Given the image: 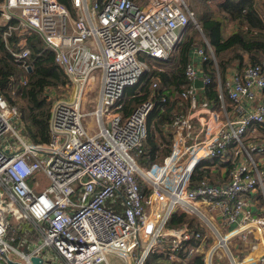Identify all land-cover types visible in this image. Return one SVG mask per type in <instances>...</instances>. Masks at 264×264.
<instances>
[{"label":"built area","instance_id":"2783aa9c","mask_svg":"<svg viewBox=\"0 0 264 264\" xmlns=\"http://www.w3.org/2000/svg\"><path fill=\"white\" fill-rule=\"evenodd\" d=\"M71 4L74 18L57 0L0 4L2 37L13 63L31 70L24 41L13 50L8 38L35 33L54 53L65 88H72L63 98L54 89L45 92L46 144L29 140L19 109L0 94V263L33 264L35 258L40 264H146L158 253L173 264L199 256L204 264H249L242 256L260 246L256 261L264 264V138H257L264 133V62L246 64L223 81L217 76L214 108L204 95L210 82L202 71L207 56L194 47L178 111L166 128L170 152L142 168L137 158L147 118L156 102L163 110L168 100L155 90L153 99L128 116L120 111L122 100L149 71L147 60L168 61L190 26L198 29L193 13L185 0ZM198 80L201 88L195 87ZM24 85L26 75L16 86L10 78L11 94ZM203 161L211 177L192 183ZM39 174L49 182L41 191ZM181 214L196 216L207 231L188 223L169 227ZM216 216L220 228L213 224ZM193 237L198 244L181 258L183 243Z\"/></svg>","mask_w":264,"mask_h":264},{"label":"trees","instance_id":"16d2710c","mask_svg":"<svg viewBox=\"0 0 264 264\" xmlns=\"http://www.w3.org/2000/svg\"><path fill=\"white\" fill-rule=\"evenodd\" d=\"M3 0H0V4ZM66 7L74 16L75 10L71 0H57ZM217 11L221 18L211 16L210 5L206 0H201L203 16H197V23L200 29H190L187 32L185 42L179 46L176 65L169 66L170 58L166 62H160V66H168V71L149 70L145 73L138 86L130 87L126 90L122 100L121 113L128 116L138 105L153 99L151 94L158 91L160 95L167 98L168 103L164 109H160V104L155 103L154 110L149 114L147 126V138L143 147V154L137 158V164L144 168L153 163H160L169 154L172 142V135L166 128L173 120V115L178 111V95L184 84V68L194 47H201L206 56V61L202 64L204 75L210 78V82L204 86V95L211 101L214 108L219 106L216 80L217 76L223 81L227 69L236 67L241 69L244 64L243 56H248L251 64H258L260 58L264 59V16L260 11H264V3L258 5L253 0H215ZM260 7V9H259ZM228 21L237 27V31L224 38L222 35L224 22ZM3 28L0 27V94L7 102L16 106L25 124L26 135L34 144H46L49 141L48 120L50 102L47 100L46 90L65 88L67 79L62 69L54 62V53L46 49L42 39L35 33L28 35L12 34L8 38V47L17 50L19 43L24 41V48L29 50L28 61L31 70L27 73L13 63L10 53L3 40ZM201 34L209 44L202 41ZM148 61V60H147ZM151 66V63L148 62ZM26 75V85L17 88L15 95H12L9 88L10 78L16 86L21 76ZM170 75H175L174 84L169 83ZM177 77V78H176ZM156 84V87H153ZM161 84L163 85L161 87ZM174 89H173V88ZM10 95L14 96L11 97ZM20 102V106H17ZM207 161L201 162L192 175V183L205 176L211 177L208 170L202 168ZM196 218L190 215L181 214L173 216L169 221V227L179 228L188 223L191 228L203 233L196 223ZM198 240L194 237L184 242L179 252L181 258H185L184 250L188 246H196ZM210 244V241H209ZM155 255V254H153ZM149 257L146 264H152L154 256ZM162 255V254H158ZM150 258L152 259L151 261ZM188 263L204 264L202 256L194 257Z\"/></svg>","mask_w":264,"mask_h":264},{"label":"crops","instance_id":"0c3cea01","mask_svg":"<svg viewBox=\"0 0 264 264\" xmlns=\"http://www.w3.org/2000/svg\"><path fill=\"white\" fill-rule=\"evenodd\" d=\"M191 1L192 0H185V2H186V4L187 5H189L188 7H189V9L191 10V12L193 13V16H194V19H195V13H196V17L197 16H203V8H200L199 6H197V5H193V4H191ZM199 1H201V0H199ZM254 2H258V5H260V4H263L264 3V0H253ZM206 3L207 4H209L210 5V9H211V16H213V17H216V18H221V15H220V13H218V11H217V3L215 2V0H206ZM200 5H202V4H200ZM192 6V7H191ZM196 11H194V10ZM259 9H260V7H259ZM262 14H263V16H264V11H260ZM195 21H196V19H195ZM196 24H197V26H198V29H200L199 28V24L197 23V21H196ZM193 28H196L193 24L190 26V28H189V30L190 29H193ZM237 31V27L233 24V23H231V22H228V21H225L224 22V26H223V31H222V35H223V37L224 38H226V37H228V36H230L231 34H233V33H235ZM201 39H202V41L203 42H205V44H207V48L209 49V51H211V53H212V50H211V48H210V46H209V44L207 43V41H206V39L204 38V36L201 34ZM178 58V53L177 54H173L172 55V57L170 58V60H172L174 63H175V65H176V59ZM243 58H244V62L246 61V59L248 58V56L245 54L244 56H243ZM148 62H150L151 63V67H156V70H160V71H163V70H161L160 68L162 67V66H160L159 65V63L160 62H156V61H153V60H148ZM174 63L172 64V65H174ZM237 68L236 67H233V68H230V69H227L226 71H225V74H224V77L226 78L228 75H230L234 70H236ZM216 87H217V83H216ZM226 103L227 104H230V102L228 101V100H226ZM250 137H251V132H249L248 134H247V136H246V138H247V140H246V143L248 144V143H251V139H250ZM249 138V139H248ZM257 138H264V133L263 132H260L259 131V133L257 134ZM254 156V158H257L258 157V155H253ZM256 200H258V203H260L261 201H262V198H261V196L260 195H257L256 196ZM254 201H255V199H254ZM257 202V201H256ZM261 204V203H260ZM203 212L205 213V214H208V212H207V208H204V210H203ZM217 217V220H215L214 222H213V224H215L216 226H219V228H220V226H221V223H220V221H219V217L218 216H216ZM222 230V229H221ZM262 254H263V252H262V248L260 247V246H256L255 247V249H253L251 252H249L248 253V256H245V255H243L242 257H247V260H249V264H259L256 260H258L259 259V257L260 256H262Z\"/></svg>","mask_w":264,"mask_h":264},{"label":"rangeland","instance_id":"374dc122","mask_svg":"<svg viewBox=\"0 0 264 264\" xmlns=\"http://www.w3.org/2000/svg\"><path fill=\"white\" fill-rule=\"evenodd\" d=\"M191 4H193V5H197V6H199L200 8H203L202 7V5H200L201 4V1H199V0H192L191 1ZM189 6V5H188ZM192 7V6H191ZM194 10V9H193ZM195 11V10H194ZM196 12V11H195ZM262 14V13H261ZM70 15H71V13H70ZM263 15V14H262ZM76 16V14L74 13V16L73 15H71V17L72 18H74ZM195 19L197 20V18H196V13H195ZM197 29V28H196ZM178 51H179V46L176 48V51L173 53V54H177L178 53ZM172 54V55H173ZM172 55H171V57H172ZM153 61H156V60H153ZM260 61H264V59L263 58H260ZM170 62L173 64L174 62L172 61V60H170ZM172 64H170L169 63V66H172ZM246 64H251L249 61H248V58L246 59V61L244 62V64H243V66L244 65H246ZM148 67H149V70H154V69H156V67H151L150 65H148ZM161 70H163V71H166V72H170V71H168L169 69H168V66H162L161 68H160ZM168 78V81H169V83H173L174 84V78H175V75H170L169 77H167ZM177 78V77H176ZM136 86H138V84L136 85ZM139 86H140V84H139ZM163 85L161 84V87H162ZM173 88V87H172ZM174 89V88H173ZM71 92H72V88H60V89H56V90H54V94H55V96L56 97H66V96H69V94H71ZM11 97H13L14 98V96H12V95H10ZM17 106L19 107L20 106V102H17ZM88 110H90V108H88ZM260 140H262V138H259ZM36 182H37V184H38V191H41V190H43L44 188H46L48 185H49V182H48V180L46 179V177L44 176V175H42V174H39L38 176H37V178H36ZM190 216H193V217H195L196 218V220H197V217L196 216H194V215H190ZM10 220L11 221H14V219L12 218V217H10ZM196 223L200 226V228L202 229V231H207L206 230V227H205V225H203L204 223L203 222H201V221H196ZM29 228H31L30 226H29ZM223 231V229L221 230V232ZM210 243H212V240L210 241ZM233 248V243H231V244H229V249L231 250ZM206 251V250H205ZM208 253V252H207ZM154 256V260L151 262L152 264H173L172 263V261H170L169 259H167L164 255H158V253L157 254H155V255H153ZM13 259H16L17 257L16 256H14V255H12L11 256ZM218 257H224V255L223 256H220V255H217V256H215V259H217ZM152 259L150 258V260L149 261H151ZM191 260V259H190ZM192 260H193V258H192ZM176 264H190V263H188V260H181L180 262H178V263H176ZM192 264V263H191Z\"/></svg>","mask_w":264,"mask_h":264},{"label":"water","instance_id":"95a60500","mask_svg":"<svg viewBox=\"0 0 264 264\" xmlns=\"http://www.w3.org/2000/svg\"><path fill=\"white\" fill-rule=\"evenodd\" d=\"M203 85H202V82L201 81H196L195 82V87H197V88H201ZM31 262L33 263V264H40V262L37 260V259H35V258H31ZM1 264V263H0ZM8 264H17V263H14V262H11V261H8Z\"/></svg>","mask_w":264,"mask_h":264}]
</instances>
